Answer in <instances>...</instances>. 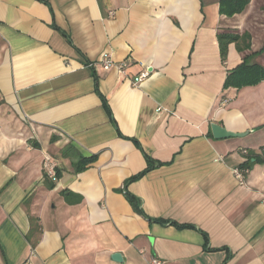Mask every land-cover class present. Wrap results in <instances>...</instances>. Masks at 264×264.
<instances>
[{
  "label": "crops",
  "instance_id": "obj_1",
  "mask_svg": "<svg viewBox=\"0 0 264 264\" xmlns=\"http://www.w3.org/2000/svg\"><path fill=\"white\" fill-rule=\"evenodd\" d=\"M220 1L0 0V264H264V82L224 89L264 21ZM223 31L252 50L224 63Z\"/></svg>",
  "mask_w": 264,
  "mask_h": 264
},
{
  "label": "trees",
  "instance_id": "obj_2",
  "mask_svg": "<svg viewBox=\"0 0 264 264\" xmlns=\"http://www.w3.org/2000/svg\"><path fill=\"white\" fill-rule=\"evenodd\" d=\"M250 0H221L220 1V14L226 16L228 18H233L236 15L243 14L250 5ZM218 40L220 44V51L222 56V61L225 63L228 59L229 46L234 44L239 53H245L252 50V36L250 33L246 32L244 34H239L236 32H227L223 31L218 34ZM264 55V47L259 53H251L249 55H245L243 58V63L238 66L236 69L229 72L228 77L225 82L224 89L227 90L229 88L241 89L245 87H254L258 86L262 82H264V67L253 63L252 60L255 55ZM108 112L111 114L110 109L106 105ZM73 149V148H72ZM244 157V163L240 166V169L243 171H250L256 164L264 165V146L259 149L258 152L255 151H242ZM64 155H68V152L64 151ZM94 157L92 158H84L80 157L75 163L74 168L76 172L84 171L89 165H91L94 161ZM149 161V160H148ZM150 164L152 162H149ZM150 169V168H149ZM148 169V170H149ZM61 170L57 169V178L59 179L61 176ZM143 174L132 179L136 180L142 177ZM45 181L49 182V188H54L55 183L50 180L44 174ZM71 197L75 199H70ZM128 199L134 210L138 213H142V210L139 209L136 200L131 195H128ZM69 203H79L81 201V197L77 195H70L68 197ZM39 228L38 219H32V231L35 232Z\"/></svg>",
  "mask_w": 264,
  "mask_h": 264
},
{
  "label": "built area",
  "instance_id": "obj_3",
  "mask_svg": "<svg viewBox=\"0 0 264 264\" xmlns=\"http://www.w3.org/2000/svg\"><path fill=\"white\" fill-rule=\"evenodd\" d=\"M100 64L102 65L105 71H110L112 68H115L122 75H126V71L129 66L128 61L114 65L111 58L108 56H104L101 59ZM148 75H149V72H143L136 81L140 82L144 78H146ZM43 169H44L45 175L50 180H56L57 178L56 170L58 169V166H57V163H55V161L48 155H46L44 158ZM237 173H238V176L240 177L241 176L240 173L239 172ZM153 264H162V263L159 260H153Z\"/></svg>",
  "mask_w": 264,
  "mask_h": 264
},
{
  "label": "water",
  "instance_id": "obj_4",
  "mask_svg": "<svg viewBox=\"0 0 264 264\" xmlns=\"http://www.w3.org/2000/svg\"><path fill=\"white\" fill-rule=\"evenodd\" d=\"M211 128L215 139L242 138L246 135L230 132L226 128H223L217 124H212ZM112 259L116 262H122L121 254H114Z\"/></svg>",
  "mask_w": 264,
  "mask_h": 264
},
{
  "label": "rangeland",
  "instance_id": "obj_5",
  "mask_svg": "<svg viewBox=\"0 0 264 264\" xmlns=\"http://www.w3.org/2000/svg\"><path fill=\"white\" fill-rule=\"evenodd\" d=\"M264 0H254V7L251 11V18L256 20V16H260L261 21H264ZM262 15V16H261ZM256 36V45L260 44L262 36H264V25H260Z\"/></svg>",
  "mask_w": 264,
  "mask_h": 264
}]
</instances>
